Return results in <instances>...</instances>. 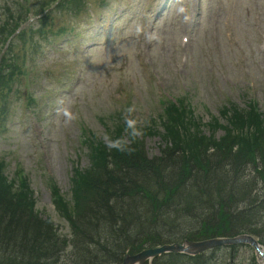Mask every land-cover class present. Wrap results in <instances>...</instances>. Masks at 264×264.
<instances>
[{
    "label": "rangeland",
    "instance_id": "rangeland-1",
    "mask_svg": "<svg viewBox=\"0 0 264 264\" xmlns=\"http://www.w3.org/2000/svg\"><path fill=\"white\" fill-rule=\"evenodd\" d=\"M194 1L196 4L197 0ZM9 2L10 0H0V7ZM175 2L176 0L164 1L163 6L170 9L160 19L156 15V10L148 18L149 25L155 22L157 26L151 27L149 31L153 40L152 52L150 47H147L145 51L149 55L152 71L156 76L160 77L162 83L164 82L167 93L177 99L181 98V93L177 91L174 81H170L171 73L166 48L169 38H175L178 35L174 31L176 22L181 18L185 20L189 19L193 12L183 14L175 22L172 18ZM217 4H220L219 9L216 11L219 17L220 32L224 33L225 20L230 17L240 37L252 32L251 20L259 12H264V0H201L202 8H204L200 22V28H202L201 35L206 30L208 31L209 18L211 16L216 17L212 8ZM141 5L142 0H138L137 3L132 5L130 11L124 15V19L130 20H128L126 25V38L123 41L118 37H113L117 22L111 16L114 11L113 7L109 9L108 14L110 16H106L105 19H109L110 21L106 23L105 20L101 23L103 26L97 35L95 37L92 36L97 40L96 43L90 44L88 46L90 50L86 54L84 53V56H90L89 64L91 70L86 73L89 79L86 82L83 81L79 85V88L75 87L76 94H81L82 101L74 111L71 112L68 108L72 101V97L66 93L68 88L65 85H60V81L63 78H71L67 69V65L71 60L67 57L64 58V67L61 71L55 70V66L59 64L58 55L60 52L63 54L68 51L78 53V50L76 47H71L70 49L72 45L61 44L52 50H45L44 57L37 61L36 68L33 67L28 76V80L31 83L29 84V92L34 98L48 97L52 89L56 88L61 94L53 97L50 100V104L52 105L55 101L60 103L61 107L52 112L45 120L40 118V107L35 112H27L26 117H24L20 109L19 101L21 93L19 92L16 97L10 98L7 117L0 122V156L5 158V174L12 177L16 164L22 165L36 201L35 210L42 217L50 218L63 234L67 233L68 230L66 224L57 216L53 209L46 177L53 175V180L57 183L61 194L67 199L70 197L69 180L72 176V166L77 165L80 169H86L89 166L88 152L87 150H82L78 144V130L82 128L80 123L87 130L95 134L96 137L104 139L105 143L109 144L110 140L107 139L108 136L103 123H115V116L110 113L111 109H106L101 105V101L105 97L104 88L94 85L97 81L101 83L103 68L109 67V74L106 76L109 95L115 90L118 81L123 82L131 90L134 89L133 99L128 104L127 109L123 111V119L129 121L134 127L140 128L147 124L149 117H155L161 113L154 106V100L147 91L148 86L153 87L147 80L145 71L141 70L143 66H140V60L135 57V43L131 40V36L135 35L137 28V24L135 27L132 19L135 18ZM110 24L113 25L109 26ZM94 39H90V41L94 42ZM201 40H203L202 36ZM201 40L197 42L196 46L188 50L189 62L186 65V69L183 70L187 83L186 92L188 97L186 99L193 108L195 115L200 117L203 122H207L210 115H218L219 109L223 103L227 102L224 100L228 96L231 97V102L244 108L245 103L241 99L242 95L246 97L247 101L254 99L258 103L257 105H259L260 110L264 113V74L259 75L257 71L258 67L264 68V55L260 58L253 56L250 59L251 54L248 53L250 69L238 72L232 66L234 53H226L223 59L232 60L230 61L231 67L228 73L236 86L235 91L226 93L220 90L221 82L216 72L219 67L208 70L206 59L200 56V49H203V54L210 50L208 46L204 47ZM97 43L100 45L94 47ZM119 57H121L120 61H118ZM221 58L222 56L215 58L214 62L217 66ZM122 61L126 65L122 71H119L117 67ZM138 76L139 78H137ZM251 80L255 83L254 87L250 85ZM129 81H133L134 83L130 85ZM23 85L28 84L27 82L23 83L18 89L22 90ZM249 86L251 89H249ZM62 104H64L63 108ZM37 105L38 103L35 105V108ZM32 109H34V106ZM43 110H46V107H43ZM1 117L2 115L0 114ZM32 134H35L37 139H40V144H37L36 149L32 145L34 139ZM145 145L149 157L159 155L157 137L147 138ZM241 255L247 260L251 258L250 251H244Z\"/></svg>",
    "mask_w": 264,
    "mask_h": 264
},
{
    "label": "bare ground",
    "instance_id": "bare-ground-1",
    "mask_svg": "<svg viewBox=\"0 0 264 264\" xmlns=\"http://www.w3.org/2000/svg\"><path fill=\"white\" fill-rule=\"evenodd\" d=\"M206 183H207L208 194L211 197H213L214 199H218L220 196H226L227 194H226V192H224V190H230V193L232 195H233V191L234 192L236 191L235 193L237 195V201L239 203L243 202L245 204L250 205L253 208H255L257 206V204L260 203L257 195H253V194H251L247 191H244V190H239L238 187H232L233 184L229 183L228 179H223V178H221L215 174L207 175ZM182 210H184V209L182 208ZM190 213H191V211H189V210L186 211V214H190ZM187 216L189 217V215H187ZM239 216H240L239 213H237L234 216V222L237 224L241 223ZM199 248L203 249L205 251L212 250L214 252L216 249L214 244L203 245V246H200ZM187 259L189 261L188 264H225L224 261L227 260V259L224 260V257L220 253H213L210 260L199 259L195 252L188 255ZM227 261H229V260H227ZM232 263L233 262H230L229 264H232Z\"/></svg>",
    "mask_w": 264,
    "mask_h": 264
},
{
    "label": "trees",
    "instance_id": "trees-1",
    "mask_svg": "<svg viewBox=\"0 0 264 264\" xmlns=\"http://www.w3.org/2000/svg\"><path fill=\"white\" fill-rule=\"evenodd\" d=\"M21 218L15 217L10 224L3 223L5 226L0 231V242L4 243V247H9L10 245L16 246L21 244L22 246H29L32 248L34 246V241L36 240V235L39 233L37 229L29 225L27 220L22 223L19 222ZM29 238V239H28ZM26 239H28L26 241ZM27 242L29 245H27Z\"/></svg>",
    "mask_w": 264,
    "mask_h": 264
}]
</instances>
